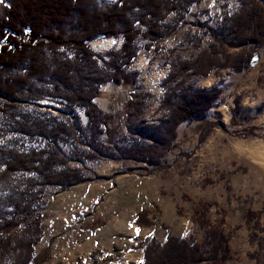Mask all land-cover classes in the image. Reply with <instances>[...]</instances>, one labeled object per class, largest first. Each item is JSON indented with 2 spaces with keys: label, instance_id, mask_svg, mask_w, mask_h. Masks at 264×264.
Here are the masks:
<instances>
[{
  "label": "rangeland",
  "instance_id": "obj_1",
  "mask_svg": "<svg viewBox=\"0 0 264 264\" xmlns=\"http://www.w3.org/2000/svg\"><path fill=\"white\" fill-rule=\"evenodd\" d=\"M237 6L236 0H202L173 32L135 41L137 56L125 70L130 81L101 85L94 100L110 116L109 130L116 127L111 140L108 133L99 137L96 159L84 157L94 148L81 109L71 116L45 99L16 101V109L0 111V147H45V140L22 133L13 122L22 116L46 122L70 118L79 125L76 138L59 145L68 165L81 168L87 180L49 186L32 202L34 214L42 217V237L33 251L39 262L47 253L41 264H141L150 240L162 243L167 233L201 243L204 229L192 219L203 212L229 238L231 258L222 264H264V107H259L264 46L239 73L222 69L187 81L198 90L219 82L221 96L202 119L179 124L158 162L140 161L125 151L148 144L145 127L161 118L159 105L167 90L161 81L169 62L206 48L224 15ZM121 43V38H100L89 47L104 58Z\"/></svg>",
  "mask_w": 264,
  "mask_h": 264
},
{
  "label": "trees",
  "instance_id": "obj_2",
  "mask_svg": "<svg viewBox=\"0 0 264 264\" xmlns=\"http://www.w3.org/2000/svg\"><path fill=\"white\" fill-rule=\"evenodd\" d=\"M202 0H0V111L17 108L16 101L58 102L73 116L81 109L85 130L97 158L99 137L108 133L110 116L94 103L105 83L130 81L126 68L135 60L139 37L160 39L180 25L192 5ZM206 48L187 59L169 62L161 85L166 87L161 118L145 128L148 144L130 147L129 156L156 163L170 148L179 124L202 119L220 98L221 83L209 90L194 89L188 80L228 69L249 67L264 46V0H236ZM170 17V22L165 23ZM121 38L116 51L97 57L89 44ZM260 108L264 107V97ZM13 118V117H11ZM22 133L45 140L42 149L26 150L12 144L0 147V260L1 264H41L33 255L42 237L39 214L32 202L47 187L66 188L87 180L79 167H70L60 143L76 138L79 125L70 118L12 119ZM139 212L137 219H140ZM197 214V213H196ZM201 216V217H200ZM192 222L204 229L201 243L167 233L162 243L151 239L141 264H222L231 258L227 234L210 225L203 212ZM7 217V218H6Z\"/></svg>",
  "mask_w": 264,
  "mask_h": 264
},
{
  "label": "bare ground",
  "instance_id": "obj_3",
  "mask_svg": "<svg viewBox=\"0 0 264 264\" xmlns=\"http://www.w3.org/2000/svg\"><path fill=\"white\" fill-rule=\"evenodd\" d=\"M264 170V169H263Z\"/></svg>",
  "mask_w": 264,
  "mask_h": 264
}]
</instances>
